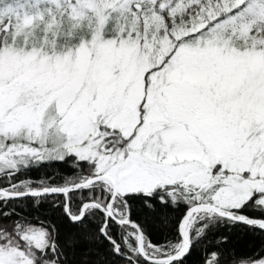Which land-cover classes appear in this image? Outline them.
<instances>
[{
    "label": "snow or ice",
    "instance_id": "obj_1",
    "mask_svg": "<svg viewBox=\"0 0 264 264\" xmlns=\"http://www.w3.org/2000/svg\"><path fill=\"white\" fill-rule=\"evenodd\" d=\"M0 264H264V0H0Z\"/></svg>",
    "mask_w": 264,
    "mask_h": 264
},
{
    "label": "trees",
    "instance_id": "obj_2",
    "mask_svg": "<svg viewBox=\"0 0 264 264\" xmlns=\"http://www.w3.org/2000/svg\"><path fill=\"white\" fill-rule=\"evenodd\" d=\"M34 175H36V174L34 173Z\"/></svg>",
    "mask_w": 264,
    "mask_h": 264
}]
</instances>
